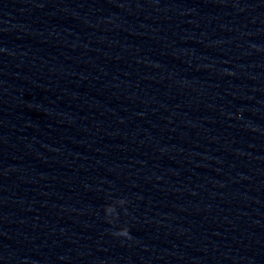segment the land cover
Instances as JSON below:
<instances>
[{
    "label": "clouds",
    "instance_id": "obj_1",
    "mask_svg": "<svg viewBox=\"0 0 264 264\" xmlns=\"http://www.w3.org/2000/svg\"><path fill=\"white\" fill-rule=\"evenodd\" d=\"M126 204V200L123 198L115 200L113 203L108 204L104 208L105 217L109 224H115L116 221L119 219V212L117 210L118 206L120 208H124ZM126 211V209H124ZM116 237H123L126 239H131L130 232L127 226H121L116 231L112 233Z\"/></svg>",
    "mask_w": 264,
    "mask_h": 264
}]
</instances>
